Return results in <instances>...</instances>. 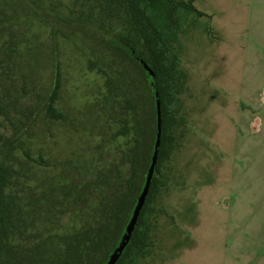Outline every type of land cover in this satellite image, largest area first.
<instances>
[{
    "label": "rangeland",
    "instance_id": "obj_1",
    "mask_svg": "<svg viewBox=\"0 0 264 264\" xmlns=\"http://www.w3.org/2000/svg\"><path fill=\"white\" fill-rule=\"evenodd\" d=\"M175 1L173 21L163 23V1L149 14L162 30L171 25L166 41L178 37L172 46L185 75V124L158 175L146 215L150 253L140 264H264V0ZM117 6L0 0V147L13 169L12 190L24 204L39 199L24 208L33 210V236L22 239L19 253H39L29 264L46 262L51 238L63 251L69 239L100 230L86 214L127 193V139L109 106L111 79L126 66L108 48L128 33ZM58 72L54 108L62 118L53 120L47 109ZM118 232L107 235L94 264Z\"/></svg>",
    "mask_w": 264,
    "mask_h": 264
},
{
    "label": "trees",
    "instance_id": "obj_2",
    "mask_svg": "<svg viewBox=\"0 0 264 264\" xmlns=\"http://www.w3.org/2000/svg\"><path fill=\"white\" fill-rule=\"evenodd\" d=\"M158 1H163L166 13V16H163V23L173 21L176 11L180 8L175 0H116L119 11L123 12V16H119L123 17L126 22L128 33H120V36L108 45L114 56L120 58V63L126 65H122L124 70L119 71L117 79H111L113 104L109 106H112L117 114L116 119L120 129L118 134L127 139L125 147L121 150L123 164L131 168V176L126 185L127 193L125 197L118 196L113 200L105 198L96 205L94 212L86 214L88 220H94L100 226V230L88 229L84 237L77 242L69 239L63 251L55 245L56 241L51 238L52 249L49 251L50 254L48 253L49 258L43 264H94V259L97 260L102 244L107 243V235L117 227L118 238L113 248L102 261L95 263L106 264L110 253L120 242L144 185L158 131L156 99L145 65L153 71L157 82L161 110V147L155 176L143 211L130 244L117 264H140L150 253L151 231L146 225L148 207L154 202L159 190L158 175L174 151L177 142L176 130L185 124L180 98L185 75L180 69L181 57L172 46L178 37L172 33L170 38L167 34L166 41L163 31H171V25H163L162 30L155 23L156 15L155 20L150 16L149 11L152 10V5ZM132 66L139 69L138 73L131 70ZM59 88L60 74L58 72L47 109L49 119L62 118L54 108ZM25 156L28 160L35 162L28 153H25ZM9 161V157L0 147V264H29L28 261L32 263L39 259L37 257L39 253H33L24 248L20 254L22 246L17 249L15 245L9 244L8 235L11 227L22 225L23 240L29 242L33 236L29 235L27 238L29 229L31 230L33 225V210L25 211L24 208L35 206L39 199L30 200L24 204L20 194L12 190L15 177H13V169ZM119 175L116 183L123 186L122 173L120 172ZM107 184L108 181L104 183V185ZM133 188L136 191V197L129 200L130 191ZM87 223L90 225L91 222ZM76 243L79 247H74Z\"/></svg>",
    "mask_w": 264,
    "mask_h": 264
},
{
    "label": "water",
    "instance_id": "obj_3",
    "mask_svg": "<svg viewBox=\"0 0 264 264\" xmlns=\"http://www.w3.org/2000/svg\"><path fill=\"white\" fill-rule=\"evenodd\" d=\"M144 67H145L146 72L149 74V81L152 87V91L155 94L157 115H158V126H157L158 131H157L156 141H155L154 148H153L151 164L146 173L142 190L137 198L136 205L132 213V217L129 223L127 224L126 228L124 229L120 242L118 243L116 248L110 253L106 264H117L120 258L122 257L123 253L125 252L126 248L130 244L132 235L137 226L140 215L143 211L144 205L146 203V200H147V197H148L151 185H152L153 178L155 176L157 162H158L159 153H160L162 130H161L160 100H159V95H158L157 82H156L155 74L153 73V71L147 65H145Z\"/></svg>",
    "mask_w": 264,
    "mask_h": 264
},
{
    "label": "flooded vegetation",
    "instance_id": "obj_4",
    "mask_svg": "<svg viewBox=\"0 0 264 264\" xmlns=\"http://www.w3.org/2000/svg\"><path fill=\"white\" fill-rule=\"evenodd\" d=\"M22 225L17 226V227H11L10 228V231H9V235H8V239L10 242H8L9 244H13L16 246V248H20L22 245H21V241L23 239V236H22Z\"/></svg>",
    "mask_w": 264,
    "mask_h": 264
}]
</instances>
